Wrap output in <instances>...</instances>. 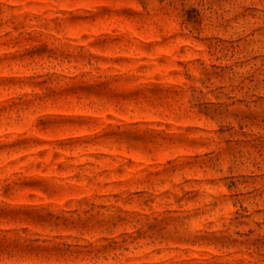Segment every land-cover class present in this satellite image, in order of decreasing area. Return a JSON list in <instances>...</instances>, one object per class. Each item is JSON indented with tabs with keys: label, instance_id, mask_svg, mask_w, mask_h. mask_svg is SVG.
Returning <instances> with one entry per match:
<instances>
[{
	"label": "rangeland",
	"instance_id": "1",
	"mask_svg": "<svg viewBox=\"0 0 264 264\" xmlns=\"http://www.w3.org/2000/svg\"><path fill=\"white\" fill-rule=\"evenodd\" d=\"M0 264H264V0H0Z\"/></svg>",
	"mask_w": 264,
	"mask_h": 264
}]
</instances>
